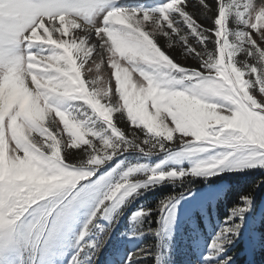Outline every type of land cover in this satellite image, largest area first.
<instances>
[{
  "label": "snow or ice",
  "instance_id": "obj_1",
  "mask_svg": "<svg viewBox=\"0 0 264 264\" xmlns=\"http://www.w3.org/2000/svg\"><path fill=\"white\" fill-rule=\"evenodd\" d=\"M198 3L197 16L188 11V0H166L152 8L121 6L118 0H0V253L14 248L21 232L33 247L48 244L78 208L87 207L79 244L96 219L140 183L130 175L140 166L120 173L102 170L129 149L175 150L177 156L204 151L200 144L225 149L188 170L165 173L156 165L144 183L233 162L264 163V3ZM230 11L241 26L235 42L226 33ZM198 19L211 20L212 26ZM65 25L82 34L66 38ZM161 40L197 65L184 66ZM97 49L112 70L107 82L92 75L91 67L88 78L79 70ZM66 100L80 104L70 108L63 105ZM113 113L121 122L126 119L127 134L113 122ZM174 133L180 134L179 143H173ZM242 199L241 213L250 203ZM239 228V221L225 224L210 247L223 251L220 246L231 243ZM87 246L98 252L103 241ZM84 247L69 264H80Z\"/></svg>",
  "mask_w": 264,
  "mask_h": 264
},
{
  "label": "rangeland",
  "instance_id": "obj_2",
  "mask_svg": "<svg viewBox=\"0 0 264 264\" xmlns=\"http://www.w3.org/2000/svg\"><path fill=\"white\" fill-rule=\"evenodd\" d=\"M215 2L216 0H214V4ZM253 2L259 7L261 3H264V0H253ZM164 3L166 0H118L119 5L127 7L152 8ZM57 24L59 26V22ZM78 24L82 25L83 22L78 21ZM207 25L204 26L211 27L212 21L210 20ZM65 27L67 28L66 38L82 34L80 28H72L68 25ZM239 27L241 26L234 22L233 13L230 11L226 17V33L230 41L235 42ZM145 28L150 30L147 23ZM58 35V33L55 34L54 38ZM95 39L93 36L92 40ZM160 44L164 50L168 51L184 66L193 67L197 65L191 56L180 55L179 48L173 52L167 48L163 40L160 41ZM102 51V49H97L96 52L90 54L88 63L83 68H79L82 78H88L86 69L91 67L92 75L98 74L104 82L109 80L112 70L108 65L107 56L105 55L101 59L99 53ZM80 55H83V52ZM95 63H99L100 67L96 68ZM43 70L44 65H40L38 71ZM49 70L54 71V69ZM254 82L255 79H253ZM27 83L31 88V77ZM114 84V78H111L110 95L114 92ZM62 103L70 108L78 107L80 104L79 101L75 100H66ZM122 103L121 101V105ZM119 115V113H113L112 120L117 127L125 130L127 134V121L125 119L124 122H121ZM56 120L59 123L58 117ZM166 123L169 127H174L170 119ZM138 134L142 135L139 132ZM173 135V143H179L180 134L174 133ZM187 139L200 144V142L195 141V138L188 137ZM200 146L204 147L205 150L194 152L191 156H177L175 150L145 154L133 149L113 156L112 159L102 165V170L107 172L115 169L117 173H120L134 166H140L137 167L135 173H130L140 183H137L135 190L124 197L116 208H110L103 218L98 217L95 225L90 226V230L80 240L79 244L77 243V236L83 230V225L87 220L89 212L87 207L78 208L56 238L48 244L33 247L31 238L21 232L14 248L0 253V264H69V260L81 244L85 247L84 251L80 253V264H220L221 260L228 264L230 259L227 261L226 257L244 258L242 264H245L247 258L245 252L250 251V242H257L258 240L257 230L250 223L249 217L256 215L257 220H259L264 208V192L257 205H255V198L250 199L245 211L242 213L237 211L238 208L243 207L242 203L236 207L233 214L220 221L221 218L216 211V203L227 192L228 180L226 178L214 179L220 178L226 173L249 169L261 170L264 173V163L233 162L231 165L218 169L202 170L195 175L189 173L182 177L166 176L161 181L143 182L147 170L156 165H159L158 171L165 173L170 169L188 170L193 167L194 162L207 160L225 151L222 147L208 146L207 144H200ZM72 151L77 153L78 149ZM163 186H168L170 190L177 191L178 194L173 197L165 195L166 197L161 202L166 203L162 209L161 217L158 218L156 212L160 208L161 202L153 203V192ZM151 203H153V208L150 207ZM140 210L150 211L133 219ZM246 211H250V215L244 217ZM151 212L156 215L153 227L151 226L153 219ZM229 216L232 219L226 220ZM239 217L243 218L239 220ZM238 220L240 222L239 234L232 238L231 243H224L220 246L223 251H220L219 248L210 247L214 238L217 237V233L225 224L231 226ZM102 229L106 230V235ZM101 240L103 246L99 248L98 252L87 246L89 241L99 243ZM130 253L133 254L131 257L129 256Z\"/></svg>",
  "mask_w": 264,
  "mask_h": 264
},
{
  "label": "trees",
  "instance_id": "obj_3",
  "mask_svg": "<svg viewBox=\"0 0 264 264\" xmlns=\"http://www.w3.org/2000/svg\"><path fill=\"white\" fill-rule=\"evenodd\" d=\"M206 2L214 5V0H206ZM188 3V11L190 13L197 14L198 16L200 10L198 0H188ZM198 22L207 25L210 23V20L205 21L203 19H198ZM222 178H226L228 180V188L224 197L220 198L216 203V211L221 219H225L226 216L233 214L236 211V207L238 205L243 203L242 205L244 206L246 204V201L242 199L244 197L249 198V200L255 198V205L259 203L261 195L264 192V173L262 171L249 170L231 172L227 173L226 176H223ZM222 178H216L214 180ZM177 194V191H172L168 186H163L157 191L153 192V203L161 202V200L166 196L173 197ZM153 203L150 205L151 208H153ZM152 212L151 215L154 220H151V226L153 227L155 223L154 217L157 215L158 218H160L162 209L160 207L156 212V215H154ZM248 215H250V211H246L244 217H247ZM240 219L241 217H239V220ZM249 221L253 225L254 229L257 230L258 240L257 242H250V251H246L245 249V254L247 256L245 264H264V208L261 212L259 220H257L255 215L253 217L250 216ZM243 259L244 258H230V262L228 264H242ZM226 260L229 261L228 259Z\"/></svg>",
  "mask_w": 264,
  "mask_h": 264
},
{
  "label": "bare ground",
  "instance_id": "obj_4",
  "mask_svg": "<svg viewBox=\"0 0 264 264\" xmlns=\"http://www.w3.org/2000/svg\"><path fill=\"white\" fill-rule=\"evenodd\" d=\"M75 51H78V50H75Z\"/></svg>",
  "mask_w": 264,
  "mask_h": 264
}]
</instances>
